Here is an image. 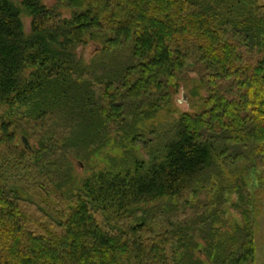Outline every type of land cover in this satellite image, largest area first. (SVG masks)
Instances as JSON below:
<instances>
[{"label": "trees", "instance_id": "1", "mask_svg": "<svg viewBox=\"0 0 264 264\" xmlns=\"http://www.w3.org/2000/svg\"><path fill=\"white\" fill-rule=\"evenodd\" d=\"M190 73L195 111L140 160ZM263 194L264 0H0V264H258Z\"/></svg>", "mask_w": 264, "mask_h": 264}, {"label": "rangeland", "instance_id": "2", "mask_svg": "<svg viewBox=\"0 0 264 264\" xmlns=\"http://www.w3.org/2000/svg\"><path fill=\"white\" fill-rule=\"evenodd\" d=\"M48 6H52V2H48ZM64 15L70 16L71 11L64 10ZM22 21L24 24L25 32L27 34L31 31V18L27 17L25 14L22 16ZM99 46L96 43H92L84 48L79 49V54L86 61V64L89 65L93 60L100 56L97 52ZM188 84H182L178 89V92L174 95L173 104L171 110H166L160 113L154 120L145 123L144 126H141L143 137L139 140L138 145L134 148L139 159L146 162H151L157 155L161 154L164 143L169 140L172 131L171 128L175 125V121L179 118L180 115L185 113H193L198 103L197 97H194V90L197 89L198 97L204 94L201 89L200 82L198 77L194 73L188 75ZM186 97V100L185 98ZM170 133V134H169ZM35 146L34 143H31ZM138 152V153H137ZM156 154H155V153ZM153 154V155H152ZM124 155V150L119 148L116 145V142L113 140L107 148L101 152V154L95 156L91 163L85 165L80 164L79 162L74 163L73 174L77 178L78 182L81 183L88 177L93 176L96 173L102 171L112 170L117 166V163H112L111 159H117L120 161ZM119 163V162H118ZM257 184L255 177H251L250 184ZM218 192V188H215L214 193ZM234 202L233 199L229 197L230 205ZM259 210L261 211V216L259 219L260 232L257 237V263L264 264V194L260 197V206ZM229 216L233 219L235 225L239 224L238 218L235 217L234 212L231 210L228 211Z\"/></svg>", "mask_w": 264, "mask_h": 264}, {"label": "water", "instance_id": "3", "mask_svg": "<svg viewBox=\"0 0 264 264\" xmlns=\"http://www.w3.org/2000/svg\"><path fill=\"white\" fill-rule=\"evenodd\" d=\"M184 98L186 100V97H184ZM23 141H24V144H25L26 147H29L30 146L26 139H24Z\"/></svg>", "mask_w": 264, "mask_h": 264}]
</instances>
